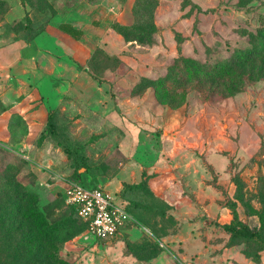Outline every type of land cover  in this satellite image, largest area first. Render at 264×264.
Wrapping results in <instances>:
<instances>
[{
    "label": "rangeland",
    "instance_id": "1",
    "mask_svg": "<svg viewBox=\"0 0 264 264\" xmlns=\"http://www.w3.org/2000/svg\"><path fill=\"white\" fill-rule=\"evenodd\" d=\"M128 1L135 16L128 44L119 56L98 52L89 64L103 87L80 85L49 109L57 136L35 139L33 152L0 144V264H183L184 252L192 253L195 247L184 251L144 233L95 239L63 200V179L104 187L105 177L121 178L118 191L104 188L148 225L149 211L138 210L136 202L158 201L143 196L150 192L147 180L171 176L180 157L162 156L161 124L149 114L129 118L117 106L121 98L142 94L132 86L145 78L155 82L144 94L181 108L196 123L212 119L218 132L225 127L235 139V121L244 119L258 133L251 153L242 146L201 153L188 148L184 159L206 168L222 201L229 179L237 196L264 208V31L258 30L264 28V0ZM143 102H128L123 110H149L151 102ZM14 122L12 140L23 130L19 117ZM216 176L224 181L215 184ZM192 189L188 180L164 188ZM206 236L208 257L219 244L238 243L213 226Z\"/></svg>",
    "mask_w": 264,
    "mask_h": 264
},
{
    "label": "crops",
    "instance_id": "2",
    "mask_svg": "<svg viewBox=\"0 0 264 264\" xmlns=\"http://www.w3.org/2000/svg\"><path fill=\"white\" fill-rule=\"evenodd\" d=\"M39 2L42 1L0 0V144L28 152L35 150L33 142L45 125L49 109L80 85L93 82L97 89L103 87L102 79L97 81L89 75L88 62L96 48L107 55L119 56L128 40L111 23L130 24L134 19L128 0L120 5L117 0H43L42 5ZM25 18L32 30L41 24V28L29 37ZM59 23H68L80 33L73 37L60 29ZM85 75L90 78L85 79ZM149 88L142 90L140 95L125 97L127 101L119 99L117 106L126 117L149 114L153 123H160V134L164 135L160 138V153L166 159L180 158L174 161V168L169 172L171 176L159 180L148 178L150 195L146 197L158 201L150 202L153 209H147L148 225L139 221L142 228L131 227L126 234L141 236L144 233L167 246L182 245L184 251L195 247L188 255L184 252L188 258H184L183 264H264V248L254 260L243 253V242L239 240L238 243L219 244L214 256H206L208 229L213 226L214 230L229 236L221 227L232 218L227 201H232L238 220L249 227L257 226L258 219L256 214L245 212L234 196V184H229V179H226L227 198L222 201L223 194L211 185L212 180L209 182L211 175L206 168L184 159L188 148L201 153L214 147L234 150L242 146L251 153L258 133L247 121L240 119L235 121L238 124L236 138H230L225 127L219 132L214 128L212 119L207 121L204 117L200 123V116L196 123L195 118L181 108H173L144 94ZM144 99L146 103L151 102L149 110L135 113L131 108H127L128 112L123 110L128 102L144 103ZM15 117L22 121L23 130L20 137L12 140L18 128ZM183 180L190 182L191 191L168 193L164 190L173 181L184 185ZM213 181L218 184L224 180L216 176ZM103 185L114 193L122 187V180L105 177ZM155 204L160 205L159 210H155Z\"/></svg>",
    "mask_w": 264,
    "mask_h": 264
},
{
    "label": "built area",
    "instance_id": "3",
    "mask_svg": "<svg viewBox=\"0 0 264 264\" xmlns=\"http://www.w3.org/2000/svg\"><path fill=\"white\" fill-rule=\"evenodd\" d=\"M63 199L75 208L87 234L98 240L125 235L131 227L142 228L114 195L99 185L63 179Z\"/></svg>",
    "mask_w": 264,
    "mask_h": 264
},
{
    "label": "trees",
    "instance_id": "4",
    "mask_svg": "<svg viewBox=\"0 0 264 264\" xmlns=\"http://www.w3.org/2000/svg\"><path fill=\"white\" fill-rule=\"evenodd\" d=\"M132 13H133V11H132ZM133 16H134V13H133ZM25 19H26V25H28L27 35L29 37L30 35H32L36 31H38V29L41 28V24L40 25L38 24L39 26H37L35 29L32 30V28L29 26V22L27 21V18H25ZM134 20L135 19H133V21L130 24H121V23H119L117 21H113L111 23V25L116 31L120 32L125 39H127V36H126L127 32L126 31H128V28H130L133 25ZM58 27L60 29H62L63 31L68 32L73 37H76L80 33L78 29L73 28L68 23H59ZM258 30H263L264 31V28L258 29ZM98 52L103 54L106 57L111 56V55H107V54L103 53L100 49L96 48L94 53L92 54V57H91L90 61L88 62V66L87 67H89V64H90L91 60L93 59V57ZM87 67L85 66V68H87ZM87 71H88V73H89V75L91 77L95 78V76L91 74L92 72L89 71V69ZM154 82L155 81L152 82L150 79L145 78V79L142 80L141 83H136L135 82L132 87H134L136 89L135 92H140L141 90H144L148 86L153 87V85H154L153 83ZM157 93H158L157 91L153 92V94L155 96L158 95ZM156 98H159V97H156ZM47 133L49 135L57 136L55 127L53 126V122L51 120L50 113L46 115L45 125H44L43 129L40 131V133L38 134V136L36 137V139L39 140V139L43 138V135L47 134ZM58 141L59 140H57V142ZM63 151H68L66 146H63ZM78 175H80V174H77L76 177ZM72 179H75V180L79 181V178H72ZM80 181H83L84 183H86L88 185H92V184H89L88 181H86V179H80ZM142 194H143V196L144 195L148 196V195H150V192L149 191L148 192H142ZM234 196L241 202V204L244 207V210H245V212L247 214H252V213L256 214L257 219H258V225L257 226L254 225V226L249 227L245 223L239 221L237 216H236L235 210L233 208L232 201H227V204H228V206L231 209L232 218L230 219V221L228 223L221 224V227L226 232L229 233V237L230 238H234L237 241L239 240V241L243 242L244 247H242L241 249H242V251H243V253L245 255L249 256L250 258H252L254 260H257L259 258V250L264 248V232H263V229H264V208L263 207L254 208L253 206L249 205L241 197L237 196V193H236L235 190H234ZM146 198H148V197H146ZM118 202L126 209L127 212L130 213V211L125 207L124 204H122L119 200H118ZM152 202H154V201H152ZM66 205L71 208L73 214L76 216V218L78 219V221L80 222V224L84 228L85 223L76 214L75 208L72 205H70V204H66ZM154 206H155V210H159L160 207L157 206V204H155ZM136 207H137L138 210H144L145 211V210H147L149 208L153 209V204H151L150 202H146V201H143V202L140 201V202H136ZM133 219H134V222L136 221L135 223L141 224V223H139V221H141V220H139L138 218L133 216ZM70 230L72 232V228H70ZM253 242L256 244V246L252 249L251 248V244Z\"/></svg>",
    "mask_w": 264,
    "mask_h": 264
}]
</instances>
